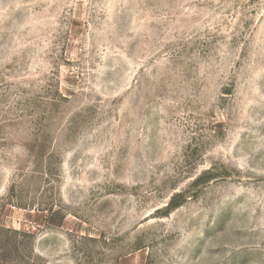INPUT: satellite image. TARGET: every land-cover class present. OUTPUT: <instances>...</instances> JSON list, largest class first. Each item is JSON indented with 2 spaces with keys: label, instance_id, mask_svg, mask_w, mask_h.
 <instances>
[{
  "label": "rangeland",
  "instance_id": "374dc122",
  "mask_svg": "<svg viewBox=\"0 0 264 264\" xmlns=\"http://www.w3.org/2000/svg\"><path fill=\"white\" fill-rule=\"evenodd\" d=\"M0 264H264V0H0Z\"/></svg>",
  "mask_w": 264,
  "mask_h": 264
}]
</instances>
